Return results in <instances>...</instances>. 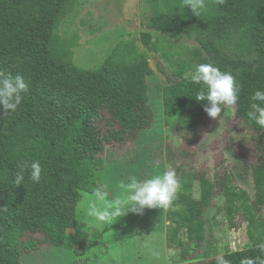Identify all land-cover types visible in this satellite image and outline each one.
<instances>
[{"label": "trees", "instance_id": "obj_1", "mask_svg": "<svg viewBox=\"0 0 264 264\" xmlns=\"http://www.w3.org/2000/svg\"><path fill=\"white\" fill-rule=\"evenodd\" d=\"M67 3L0 0V71L13 78L22 76L29 88L21 94L22 103L15 113L5 114L0 106V208H8L0 211V264H22L25 254L49 246L69 248L73 253L75 245L84 250L78 213L66 199L74 197L77 204L81 196L93 193L95 169L133 163L140 132L153 124L148 92L153 69L146 55L137 52V58L127 62L115 51L96 68L78 66L55 32ZM145 27L140 33L145 45L152 44L149 29L175 36L198 35L200 45L190 49L191 60L231 73L237 86L242 85L234 119L246 127L255 147L248 156L240 153L251 168L252 198L235 188L226 170L217 168L210 173L196 167L194 147L202 134L201 125L213 118L204 110L209 102L195 99L207 89L184 77L186 66L178 63L179 69L167 77L162 90L164 115L183 139L179 146L171 139L165 143L169 169L176 171L181 182L174 210L167 215L173 223L167 244L179 250L180 258L172 264H216L215 256L193 258L196 251L190 244L203 242L204 213L219 195L224 196L228 214L240 211L245 217L248 241H252L222 254L230 264H241L247 257L264 258L258 247L264 244V219L259 215L264 207V128L248 116L252 96L264 91V0L213 2L212 10L201 17L170 6L155 10ZM232 34L239 35L242 53L254 52L252 57H230L221 51L218 43L227 42ZM222 107L224 117L227 106ZM163 146L162 139L148 144L151 164L162 163L153 157L155 151H164ZM37 161L43 169L41 180L32 181L27 169L23 184L16 186L19 165ZM194 190L200 194L198 199ZM69 229L74 230L72 249L66 245ZM180 230L187 242L180 238Z\"/></svg>", "mask_w": 264, "mask_h": 264}, {"label": "rangeland", "instance_id": "obj_2", "mask_svg": "<svg viewBox=\"0 0 264 264\" xmlns=\"http://www.w3.org/2000/svg\"><path fill=\"white\" fill-rule=\"evenodd\" d=\"M213 2L214 0H205L207 7L201 10L202 14L212 10ZM170 6L195 17L190 7L183 6V0H68L67 10L55 30L59 37L57 39L61 38L72 52L73 62L82 68H96L110 54L118 51L117 55L127 62L134 61L137 52L144 53L153 69V74L148 79L153 124L151 128L140 132L136 141L139 151L133 163L110 164L103 169H95V189L107 186L111 193L105 203L123 194L119 187L121 181L128 183L131 177L146 180L169 170L165 143L171 139L172 144L179 146L183 140L171 129V122L164 115L162 90L168 83L167 77L172 75L173 70L179 69L178 63L186 66L184 77L191 78L195 73L198 64L191 60L189 52L190 49L199 47L198 35L185 33L175 36L169 32L149 29L152 34L150 45H145L140 37V33L146 30L145 22L148 17L155 10ZM237 41L239 35L232 34L227 42L218 44L221 51L230 57L254 55V52L250 55L242 53L243 47ZM228 116L229 119H226ZM234 116L235 108L227 107L224 117H221L222 125L220 118L202 123V134L194 147L197 154V162L194 163L197 168L209 169L210 173L217 168L226 170L235 188L245 191L252 198L254 186L251 168L240 153L248 156L255 147L249 141L246 127L235 120ZM157 139L163 140L164 151H155L156 158L153 159L161 160L162 163L153 165L149 160L148 144ZM94 191L88 197L81 196L82 200L77 204L73 201L74 197L66 199L68 205L78 213V229L84 231V250L75 245L74 230L69 229L66 245L71 249L75 245V253L69 248L61 250L49 246L47 249L25 254L22 264H116L109 258L108 253L111 251L119 254V264H172L180 260L179 250L167 244L168 233L173 226L167 216L168 211L159 208L145 209L142 215L130 212L111 226H98L93 218H85L88 202L95 199ZM193 195L197 199L200 197L198 190H194ZM259 215L264 219V207ZM204 217L206 224L203 242L200 244L193 241L190 244V248L196 251L193 258L199 260L213 257L239 248L248 241L247 220L240 211L228 214L223 195L216 197L215 204L207 208ZM179 235L187 242L183 230H180ZM249 241L251 244L252 241ZM146 243L148 247H145ZM152 250L160 252L161 257L155 258Z\"/></svg>", "mask_w": 264, "mask_h": 264}, {"label": "clouds", "instance_id": "obj_3", "mask_svg": "<svg viewBox=\"0 0 264 264\" xmlns=\"http://www.w3.org/2000/svg\"><path fill=\"white\" fill-rule=\"evenodd\" d=\"M214 2L223 5L226 0H214ZM183 6L190 7L198 17H201V10L207 7L205 0H183ZM191 80L196 84L205 86L207 91L201 90L195 99L198 102L207 100L209 105L205 106L204 110L211 118H220L222 125L221 113L224 110L222 106L235 108L242 85L238 87L236 79L231 73L222 72L212 64L198 65L195 73L191 76ZM28 90V84L22 76L17 75L13 78L11 74L5 75L3 71H0V106L3 107L5 114L15 113L18 110L23 99L21 94ZM251 99L253 103L250 106L248 116L260 128H264V107L261 106L264 104V91H256ZM19 169L20 171L17 172L14 181L16 186L23 184L24 172L27 169L31 170L30 178L32 181L38 183L41 180L43 169L38 161L31 164H21ZM119 187L123 194L114 197L109 203H105L111 194L107 186L95 189V199L88 202L85 218H93L98 226H111L119 218L128 215L130 212L142 215L145 209L174 210L173 205L179 198L181 182L176 171L169 169L162 175L146 180L131 177L128 183L121 181ZM0 211L7 212V206L0 208ZM145 247H148L147 243ZM258 247L261 252H264V244H260ZM108 255L111 260L119 264V254L116 251H111ZM152 255L157 259L161 257V253L156 250H152ZM215 260L216 264H230L222 253L216 255ZM241 264H264V258L247 257L241 260Z\"/></svg>", "mask_w": 264, "mask_h": 264}]
</instances>
